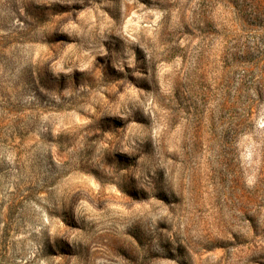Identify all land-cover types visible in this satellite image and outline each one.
<instances>
[{"label":"rangeland","instance_id":"rangeland-1","mask_svg":"<svg viewBox=\"0 0 264 264\" xmlns=\"http://www.w3.org/2000/svg\"><path fill=\"white\" fill-rule=\"evenodd\" d=\"M0 264H264V0H0Z\"/></svg>","mask_w":264,"mask_h":264}]
</instances>
